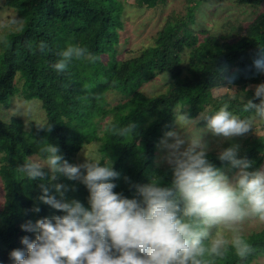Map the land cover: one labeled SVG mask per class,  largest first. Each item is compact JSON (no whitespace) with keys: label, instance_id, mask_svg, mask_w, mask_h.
I'll return each mask as SVG.
<instances>
[{"label":"trees","instance_id":"obj_1","mask_svg":"<svg viewBox=\"0 0 264 264\" xmlns=\"http://www.w3.org/2000/svg\"><path fill=\"white\" fill-rule=\"evenodd\" d=\"M135 1L148 8L166 2ZM125 2L3 0L4 7L16 12L22 27L4 35L0 43V105L9 107V100L16 97L39 100L47 121L26 128L23 120L5 122L0 117V177L5 191L0 209V264H12L9 253L24 247L21 237L34 239L22 224L61 214L38 200L41 181L30 182L19 170L26 158H41L43 145L58 146L63 157L77 165L79 152L97 143L99 155L107 156L120 173L114 178V191L131 198L134 185L147 183L153 174L162 183L171 181L169 165L157 168L154 162L159 142L175 127L172 110L176 106L196 117L228 103L230 110L247 115L242 112L240 96L226 94L215 99L213 91L241 88L247 100L254 93L247 88L264 83V72L254 64L259 47H264V13L247 25H231L217 37L193 28L196 11L205 0H189L184 19L168 18L152 46L137 56L120 59ZM234 2L258 7L264 0ZM41 41L46 44L44 51L39 48ZM68 44L86 47L94 59L74 60L66 71L57 73L51 64ZM161 76L168 80L165 91L156 96L144 92V85ZM109 94L117 100L111 101ZM130 124L133 131L121 135L119 130ZM262 128V133L244 138L238 153L252 160L253 167L264 166V123ZM208 155L217 167L228 168L217 159L218 153ZM44 171L49 173L47 168ZM53 183L68 185L66 198L79 199L87 206L88 190L79 180L59 177ZM37 205L39 212L33 210ZM244 236L251 245L248 255L241 258L230 249L216 264H253L264 256V227Z\"/></svg>","mask_w":264,"mask_h":264},{"label":"clouds","instance_id":"obj_2","mask_svg":"<svg viewBox=\"0 0 264 264\" xmlns=\"http://www.w3.org/2000/svg\"><path fill=\"white\" fill-rule=\"evenodd\" d=\"M39 48L44 51L45 42ZM58 56L51 64L57 73L74 60L94 59L79 44H68ZM254 64L264 72V47H259ZM240 99L247 115L230 110L228 103L196 117L176 106L172 111L177 127L160 141L171 181L162 183L153 174L147 183L134 185L131 198L114 191L120 173L107 156H86L84 163L74 165L58 146L43 145L41 158H26L19 170L28 181H41L38 200L61 214L21 225L34 239L21 237L24 247L9 253L12 264H216L230 249L246 257L251 245L243 223L264 222V167H253L252 160L238 155L240 145L232 143L217 156L227 163L229 176L211 162L205 140L207 134L241 136L257 122L264 123V83L255 87L252 98ZM133 128L130 124L119 131L127 135ZM59 177L85 185L87 206L66 198L68 185L53 183Z\"/></svg>","mask_w":264,"mask_h":264},{"label":"rangeland","instance_id":"obj_3","mask_svg":"<svg viewBox=\"0 0 264 264\" xmlns=\"http://www.w3.org/2000/svg\"><path fill=\"white\" fill-rule=\"evenodd\" d=\"M189 0H166L164 4H160L155 8L140 6L135 0H126L125 10L123 15L124 29L120 32V44L118 46V57L120 59H128L137 56L143 49L154 44L159 31L165 26L168 18L184 19L187 15V7ZM264 13V3L258 7L239 6L234 0H205L202 8L196 11V23L193 26L196 30H208L214 36H221L230 30L231 25L240 23L247 25L252 22L257 15ZM22 27V22L17 17L14 10L3 6V0H0V43L4 35L10 31L19 30ZM1 51V49H0ZM167 79L165 77H157L142 88L149 96H156L167 88ZM256 85L250 86L248 90L254 92ZM246 90L241 88L224 87L213 91L215 99H220L222 96L229 94L233 97L244 96ZM111 101L117 100L116 95L109 94ZM9 107L0 105V117L5 122H10L11 119L17 118L23 120L26 128L30 123L44 125L47 121V116L42 108L39 100H24V98L16 97L9 100ZM211 108V106L209 107ZM186 111V108L183 109ZM262 122H257L253 129L241 136L225 139L215 137L211 134L205 136V140L209 145V152L219 153L223 148L232 143L242 145L244 138L247 135H256L262 133ZM177 126L175 124V129ZM160 144V142H159ZM158 144L155 157V167L162 168L167 166L164 159L165 150ZM98 144L92 143L86 145L77 155V165L82 164L87 159L86 156L99 155ZM1 159V156H0ZM32 159H40L37 156ZM1 165V163H0ZM264 167V166H263ZM46 168V167H45ZM229 176L232 174L228 168L223 169ZM4 186L0 177V209L4 203ZM264 227V222L256 219H248L242 225L243 235H249L252 232L261 230ZM253 264H264V256L253 261Z\"/></svg>","mask_w":264,"mask_h":264}]
</instances>
